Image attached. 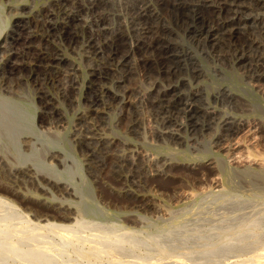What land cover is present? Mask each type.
I'll return each instance as SVG.
<instances>
[{
	"label": "rangeland",
	"instance_id": "obj_1",
	"mask_svg": "<svg viewBox=\"0 0 264 264\" xmlns=\"http://www.w3.org/2000/svg\"><path fill=\"white\" fill-rule=\"evenodd\" d=\"M108 1L110 6L103 10L107 25L113 30L122 25L131 49L142 26L134 10L145 0ZM56 6V0H0V66L8 54L5 40L15 34L17 24L31 21L40 10H54L61 20ZM243 18L252 26L255 19L264 21V11L249 8ZM163 22L176 33L172 39L191 51L201 67L195 79L182 75L183 92L199 91L203 109L244 121V126L231 144L217 142V121L195 130L182 129L176 137L158 135L160 124L148 92L164 80L141 68L137 55L129 60L131 72L125 81L130 93L114 102L104 97L90 107L87 99L90 93H99L97 86L117 89L111 76L103 74L96 80L99 76L90 75L99 59L86 55L85 36L80 34L75 43L64 33L36 41L33 49L62 53L66 62L56 84L48 86L44 73L32 69L35 52L24 51L22 60L29 68L9 77L8 100L0 98L11 144L7 145L11 150L0 148V264H264V170L236 158L252 150L264 153V141L256 144L257 130L264 132L263 88L244 77L240 67L204 53L174 23ZM34 30L41 34L36 27L23 34ZM250 37L259 38L258 30L253 28ZM70 66L80 74L72 91L67 78ZM220 91L234 102L217 98ZM46 94L53 101L49 108H56L59 117L45 115ZM123 106L136 109L140 120L136 132L119 122ZM92 108L99 112L100 136L119 143L115 152L138 159L142 167L137 163L135 172L140 175L129 174L126 168L120 172L112 164L103 168L101 154L98 168L88 164L89 157L76 139ZM69 215L80 222L53 219ZM46 217L71 227L46 225L42 221Z\"/></svg>",
	"mask_w": 264,
	"mask_h": 264
},
{
	"label": "bare ground",
	"instance_id": "obj_2",
	"mask_svg": "<svg viewBox=\"0 0 264 264\" xmlns=\"http://www.w3.org/2000/svg\"><path fill=\"white\" fill-rule=\"evenodd\" d=\"M56 3L58 6L57 14L62 15L61 20L55 18L54 10H40L31 21L21 22V24L18 23L15 31H13L15 34L9 36V38L5 40L4 48H8V54L5 59L3 58V61L1 60L2 65L0 66V92L2 93L0 98L3 102L8 100V95L6 94L9 88V77L15 72L25 71L29 68L22 60L24 58V51L35 52L36 60L33 64L34 68H32L33 66L30 68L42 71L45 75L46 83L50 84L48 86L54 84L56 79L60 77V71L66 62L64 55L58 52L48 53L42 48L33 49V43L38 40H45L56 33H64L70 41L75 43L80 39V34H83L86 38L84 47L86 48V55L99 59L97 60L99 62L96 68L90 70V75L92 77L99 76L96 80L100 79L103 74L111 76L112 83L117 89L114 91L111 86L107 85L97 86L99 93L93 96L90 93L88 96L87 104L90 107L98 105L100 101H103L104 97H108L114 102L123 98L127 93H130V88L125 85V81L128 74L131 72L129 60L133 58L134 55H137L140 60L141 68L146 69L150 74H156L162 77L164 80V83L156 82L148 92V98L152 99L150 104L153 109V114L160 124L158 135L169 134L171 136H177L182 129L195 130L217 121L220 126V134L217 136V142L226 141L230 143V141L235 139L234 136H236L238 131L244 126V121L237 122L236 120L234 121L233 117H225L220 115L217 111H207L203 109L200 105L202 103L201 101H203V96L199 91L192 90L189 93L183 92L181 86H183L184 79L182 75L187 73L191 78L195 79L200 76L201 67L194 59L191 51L184 49L172 39V36L176 35V33L170 26L163 22L165 20L174 23L185 35H187L191 42L202 49L204 53L212 55L219 60H223L227 65L230 64L229 66L240 67L244 72V77H247L249 81L255 83L258 88L259 86L263 88L264 91V21L255 19L252 21V26H250L249 21L243 18V12L247 9L249 10V8L255 11H264V0H192V2H186L185 0H145L134 10V13L142 21V26L139 29L138 35L132 42L131 49L124 37V27L120 25L117 29L113 30L107 25V17L103 13V10L110 6L108 0H56ZM154 5L158 6L159 11L154 9ZM41 20L42 23L39 25V21ZM241 25L244 26L241 27ZM30 27H36L41 34L34 30L33 34L24 35V30ZM253 28L257 29L260 35L257 39L250 37V31ZM23 46H25V48ZM103 56L106 58H103ZM78 71L76 66H70L67 70L69 91H72L75 85L78 84V78L80 77ZM242 71L241 73H243ZM57 84L59 83L57 82ZM224 90L223 92H225ZM61 92H63L64 96V90H61ZM226 93L221 92L220 95L216 94L217 98H219V96H225L230 102H234L231 95L228 96ZM49 97L51 96L48 95L47 98L42 101L44 113L49 118H54V116L59 117L55 111L56 108L54 110L49 108V105L53 102H51V98ZM127 106H123L124 110L119 122L127 127L128 131L136 132V129L140 126L137 111L135 108V110H130L131 108ZM92 109L94 110H92L91 115L87 112L84 113L90 116L87 118V121L84 122V119L82 120L83 125H80L82 128L77 130L78 127H76L79 133V137H77L76 140H78V146L81 145L85 149L83 152H86L89 157V161L86 159L90 162L88 164H90L91 167L98 168L99 161L97 160V155L101 154L103 157L101 166L103 168H108V166H110L109 164H112V166L115 169H119L120 172L122 169L126 168L129 174L134 173L136 171L135 169L138 168L137 163L140 162L137 161L138 159L136 160L137 162L135 159H128L129 156L124 153L120 154L115 152L119 143L115 142V140L106 141L104 139L105 137L102 138L100 136L98 132L100 129L98 125V121L100 120L98 116L99 112L97 111L98 109ZM4 113L5 109L0 107V148L3 149L9 145L8 143L10 140L8 132L6 131L7 125L4 120ZM180 118L184 119V122H182ZM58 121L61 122L59 119ZM257 131L260 133V135L258 134L259 139L256 143L258 145L264 141V132L261 128ZM74 135L76 136L78 134L76 133ZM160 137H162V135ZM9 146L7 147L9 148ZM124 147L123 145L121 148L125 149L126 147ZM6 152L4 155L7 154ZM260 152L261 151H259L258 154L256 152L255 154L252 150V152L249 151L246 155H239L236 158L247 165L256 164L258 165L257 167L260 166L261 169L264 170V153ZM140 166L141 163L139 164V167ZM103 168L101 169L103 170ZM119 177L117 178L119 179ZM126 178L128 177H125V179ZM252 180H254L253 177ZM124 181L126 184L127 181ZM134 181L136 182V180ZM125 191L127 190L125 189ZM0 201L2 200L0 199ZM49 218L46 217L42 221H47L46 225H53L59 228L68 229L71 227L68 224L50 222ZM53 219L63 222H70L73 220L75 223L80 222H78L77 217H73L72 215L66 217H53Z\"/></svg>",
	"mask_w": 264,
	"mask_h": 264
}]
</instances>
